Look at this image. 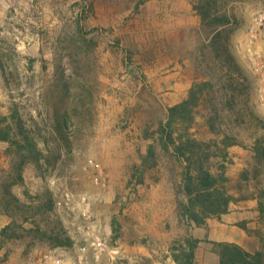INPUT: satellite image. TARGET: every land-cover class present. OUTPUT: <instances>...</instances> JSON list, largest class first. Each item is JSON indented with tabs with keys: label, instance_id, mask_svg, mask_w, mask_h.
Returning a JSON list of instances; mask_svg holds the SVG:
<instances>
[{
	"label": "rangeland",
	"instance_id": "obj_1",
	"mask_svg": "<svg viewBox=\"0 0 264 264\" xmlns=\"http://www.w3.org/2000/svg\"><path fill=\"white\" fill-rule=\"evenodd\" d=\"M196 2L0 0V53L6 64V75L0 67V117L9 114L12 102H17L53 161L41 167L26 164L25 183L14 190L27 200L25 190L36 195L50 188L56 212L75 240L68 249H55L39 240L32 244L29 235L0 241V264H34L42 258L50 264L55 260L63 264H177L172 244L196 230L195 226L189 229L177 212V198L183 197L178 192L182 168L157 143L158 166L146 172V182L136 184L133 174L167 107L183 100L195 81L207 77L199 59L200 48L210 41L209 29L201 23ZM225 7L238 19L233 25V55L249 75L248 97L237 90L238 112L231 116L225 112L224 128L247 144L232 152L227 186L237 196L259 194L264 188V169L258 177L252 171V179L242 181V187L239 183L242 171L252 170L256 162L251 148L255 138L264 135V21H256L264 14V0H230ZM79 26L91 45L78 33ZM63 74L70 83L63 80ZM73 74L75 79H70ZM66 83L76 93L65 98ZM66 107L75 118L71 148L57 140L54 128L56 110ZM243 110L253 112L262 123L249 118L235 121ZM194 128L202 137L212 134L204 120ZM11 162L7 144L1 143L0 173ZM67 194L72 197V208L64 203ZM249 202L239 204L238 210L246 213L237 219L235 215L231 221L215 222L217 228H225L229 236L256 251L264 248V219L258 200L253 201L256 212L255 207L249 211ZM10 220L0 214V226ZM235 220H246L252 232L244 230L243 236ZM91 224L97 225L95 231L87 227ZM94 232L106 243L99 259L92 249L81 250L85 238ZM197 257L199 264H216V257L219 262L206 241Z\"/></svg>",
	"mask_w": 264,
	"mask_h": 264
},
{
	"label": "trees",
	"instance_id": "obj_2",
	"mask_svg": "<svg viewBox=\"0 0 264 264\" xmlns=\"http://www.w3.org/2000/svg\"><path fill=\"white\" fill-rule=\"evenodd\" d=\"M229 1L197 0L195 3L202 25L209 29L210 41L200 48L202 54L199 59L200 64L205 66L204 74L207 77L195 81L182 101L167 107L165 119L160 121L154 140L148 144L140 164L136 166V174H133L137 177L136 184L145 183L146 172L158 166L156 144L159 143L164 151L169 152L182 168L178 192L183 197L177 198V212L181 220L189 225V229L194 225L206 227L210 218L221 219L224 213H228L232 202L249 198L258 200V209L264 219V188L259 190V194L237 196L230 192L227 186L228 163L234 161L229 147H246L247 144L237 134L224 128L227 117L225 112L230 111L229 116L233 115L234 111L238 112L237 90L241 92L239 95L244 93L247 97L249 91V75L240 66L231 49L233 25L238 19L226 9V3ZM78 33L91 45L92 41L84 35L86 32L83 26H79ZM3 59L0 53V67L6 75ZM73 76L75 79L74 74L68 77L71 79ZM65 77L63 74V80L70 83ZM67 83L63 85L62 90V96L65 98L76 93L71 91L70 84ZM247 112L249 111L243 110L238 113L235 121L249 118L262 123L253 112ZM197 115L205 118L212 136L202 137L192 129ZM74 121L75 118L67 107L62 111L56 110L54 128L57 140L68 148L73 145L70 132ZM38 136L34 126L29 125L24 118L19 104L13 101L9 114L0 117V144H7L12 157L11 167L3 168L0 173V214L11 217V220L0 228V241L29 235L32 244L39 240L46 241L55 248L68 249L74 246L75 240L56 212L57 202L53 191L46 188L43 192L33 195L25 190L26 200L14 190L17 184L25 183L26 164L34 163L41 167L44 163L53 162L52 156L47 155L41 148ZM251 148L256 162L252 170L245 168L242 171L240 187L242 181L252 179V171L258 177L264 169V135L257 136ZM38 216L41 220H38ZM41 221L47 225H42ZM239 225L249 233L252 232L246 220L239 222ZM203 241L212 244V250L219 256L217 264H264V248L251 251L234 241L214 240L209 237L203 239L191 232L171 246L176 263L199 264L197 250Z\"/></svg>",
	"mask_w": 264,
	"mask_h": 264
},
{
	"label": "crops",
	"instance_id": "obj_3",
	"mask_svg": "<svg viewBox=\"0 0 264 264\" xmlns=\"http://www.w3.org/2000/svg\"><path fill=\"white\" fill-rule=\"evenodd\" d=\"M180 101H182V99H180V100H178V101H175L173 104H176V103H178V102H180ZM173 104H170V105H173ZM205 121V118L202 116V115H197V118H196V123L197 122H199V121ZM195 123V124H196ZM206 127L208 128V126L206 125ZM193 130H198V128H192ZM209 135V136H208ZM206 137H210V136H212L213 134H208ZM238 146H242V145H233V146H231V147H229V150H230V152H231V154H232V152L233 151H238ZM242 147H244V146H242ZM233 160H234V157H233ZM230 164H232V163H230ZM229 174H230V169H229V163H228V167H227V175L229 176ZM230 177V176H229ZM231 192V191H230ZM246 200H249L250 202L249 203H247V204H249V207H250V210L249 211H251L254 207V209H255V212L257 211V208H256V206H255V204H254V202L253 201H255L256 199H252V198H249V199H246ZM246 200L245 199H242V200H240V201H238V202H232V204H231V207H230V211L228 212V213H224L223 215H222V217H221V219H219V218H216V217H212V218H210L209 220H208V225L206 226V227H198V226H196V225H194L195 227H196V230L194 231V235H196V236H198V237H200V238H203V239H205V238H207V234H208V237L210 238V239H214V240H226V241H234V242H237V243H240V244H242V242L240 241V239H234V238H232L231 236H229V234L227 233V231H225V228H223V227H221L220 225H219V227H221V229L220 228H217V226H218V223L216 224V222L215 221H220V220H227V221H231L232 219H234V218H232V217H234L235 215V219H237L236 217L237 216H239V215H242V214H244V213H246V212H241V211H239L238 209H239V204L241 203V202H246ZM257 205V204H256ZM231 214H233V216H230ZM228 215H229V217H228ZM246 215V214H245ZM246 217H248V215H246ZM249 217H250V214H249ZM8 223V221H6V222H4V224H2L1 226H0V228L2 227V226H4L5 224H7ZM235 225H236V227H238V221L237 220H235V223H234ZM194 226L192 227V228H194ZM245 229L243 228V230H242V235L244 236L245 235V231H244ZM197 231H199L198 232V234H197ZM203 234V235H202ZM243 245V244H242ZM60 248V247H59ZM56 249V248H55ZM42 261H43V258H42ZM40 259H39V261H37V262H35L34 264H50V263H47V261L46 262H42ZM218 263V260H217V257H216V264Z\"/></svg>",
	"mask_w": 264,
	"mask_h": 264
},
{
	"label": "built area",
	"instance_id": "obj_4",
	"mask_svg": "<svg viewBox=\"0 0 264 264\" xmlns=\"http://www.w3.org/2000/svg\"><path fill=\"white\" fill-rule=\"evenodd\" d=\"M256 21L258 23H262L264 21V14L256 17ZM71 199H72L71 195L67 194V198L65 199V202H64L67 208H72ZM84 214L86 215V213ZM86 218L88 219V221H90L89 219L91 218V216L90 215L86 216ZM83 226L84 228H86L85 225H80L79 228L81 229ZM87 227L89 229L90 228L94 229V231L97 229V225L92 226L91 224V225H88ZM105 248H106V243L104 239L102 238L100 234H97L96 232H94L90 238L86 237L85 243L81 246V250L83 251V253H86L87 251H90V249H92L97 259L101 257V254L105 250ZM55 264H63V263L61 260H55Z\"/></svg>",
	"mask_w": 264,
	"mask_h": 264
}]
</instances>
